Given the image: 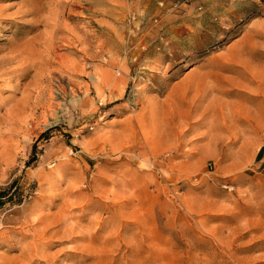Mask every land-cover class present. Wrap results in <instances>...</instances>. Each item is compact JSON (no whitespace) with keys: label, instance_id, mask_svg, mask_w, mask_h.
Masks as SVG:
<instances>
[{"label":"rangeland","instance_id":"rangeland-1","mask_svg":"<svg viewBox=\"0 0 264 264\" xmlns=\"http://www.w3.org/2000/svg\"><path fill=\"white\" fill-rule=\"evenodd\" d=\"M18 54L0 264H264V0H0Z\"/></svg>","mask_w":264,"mask_h":264},{"label":"bare ground","instance_id":"bare-ground-1","mask_svg":"<svg viewBox=\"0 0 264 264\" xmlns=\"http://www.w3.org/2000/svg\"><path fill=\"white\" fill-rule=\"evenodd\" d=\"M29 52V51H28ZM12 56V55H11ZM20 57H21V54H18V55H15V56H12V57H9V58H4L5 60H0V74H2V73H6L5 71H8V72H11L9 69H4L5 67H7V66H9V65H13V64H17L18 63V61H20L19 59H20ZM30 58V57H29ZM22 67V66H21ZM7 72V73H8ZM174 100V99H173ZM176 100V99H175ZM174 103H176V101L174 102ZM174 106V105H173ZM176 110V109H175ZM158 113V112H157ZM160 115H162V114H160ZM166 115V114H165ZM169 115V114H168ZM167 115V116H168ZM175 115H177V114H175ZM158 115L156 114V117H157ZM180 116V115H179ZM185 116H186V114H185ZM184 116V119L186 118ZM188 116V115H187ZM145 117V116H144ZM154 117V116H153ZM153 117L151 118L152 120H153ZM161 117H163V116H161ZM160 117V118H161ZM177 117V116H176ZM179 118V117H178ZM157 119V118H156ZM155 119V120H156ZM146 120V119H145ZM144 120V121H145ZM155 120H154V122H155ZM183 117H182V114H181V116H180V119H179V124L180 123H182L183 121ZM160 121H161V119H160ZM167 121H168V119H167ZM172 121H175V120H173V116H172ZM182 121V122H181ZM163 122H166V120L165 121H163ZM178 122V121H177ZM161 123V122H160ZM167 123V122H166ZM167 124H169V123H167ZM157 125V124H156ZM156 128V127H155ZM155 128L153 127L152 129H154V131H155ZM158 129V128H157ZM157 129H156V132H157ZM166 131V130H165ZM152 132H153V130H152ZM160 132V131H159ZM161 133V132H160ZM160 133H158V134H160ZM166 134V133H165ZM161 135V134H160ZM163 135V134H162ZM167 136H169L168 134H166ZM164 137H165V135H163ZM166 136V137H167ZM160 137V136H159ZM175 137V136H174ZM170 138V137H169ZM161 139V138H160ZM165 139H167V138H165ZM147 140V139H146ZM151 140H153V139H151ZM162 141V140H161Z\"/></svg>","mask_w":264,"mask_h":264},{"label":"crops","instance_id":"crops-1","mask_svg":"<svg viewBox=\"0 0 264 264\" xmlns=\"http://www.w3.org/2000/svg\"><path fill=\"white\" fill-rule=\"evenodd\" d=\"M186 118H187V117H186ZM259 153H260V152H259V150H258V152H257V154H256L257 157H258Z\"/></svg>","mask_w":264,"mask_h":264},{"label":"trees","instance_id":"trees-1","mask_svg":"<svg viewBox=\"0 0 264 264\" xmlns=\"http://www.w3.org/2000/svg\"><path fill=\"white\" fill-rule=\"evenodd\" d=\"M260 152V151H259ZM1 196H2V194H1V192H0V198H1ZM0 203H1V201H0Z\"/></svg>","mask_w":264,"mask_h":264}]
</instances>
